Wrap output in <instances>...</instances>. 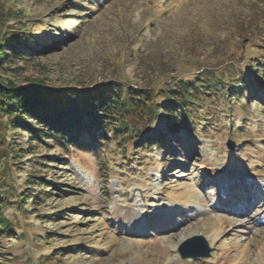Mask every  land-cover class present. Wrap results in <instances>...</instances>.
Listing matches in <instances>:
<instances>
[{
	"label": "rangeland",
	"instance_id": "1",
	"mask_svg": "<svg viewBox=\"0 0 264 264\" xmlns=\"http://www.w3.org/2000/svg\"><path fill=\"white\" fill-rule=\"evenodd\" d=\"M11 1L9 10L0 0V44L11 28L27 38L24 58L0 68L5 83L86 90L118 79L150 91L159 109L130 117L145 145L111 123L84 129L82 149L0 124L10 223L0 264H223V255L264 264L252 252L264 231V0ZM181 79L206 86L192 85L193 101L180 100L168 121L163 90ZM90 130L101 136L93 146ZM12 140L19 157L2 149ZM128 208L145 222L137 232L115 218ZM192 234L209 239L211 254L180 260Z\"/></svg>",
	"mask_w": 264,
	"mask_h": 264
},
{
	"label": "trees",
	"instance_id": "2",
	"mask_svg": "<svg viewBox=\"0 0 264 264\" xmlns=\"http://www.w3.org/2000/svg\"><path fill=\"white\" fill-rule=\"evenodd\" d=\"M5 1L10 10L12 1ZM23 36L20 37L19 32L14 28H11L4 36L5 43L0 44V68L8 57L11 59L18 55L20 58H24V52H19L17 47L21 42L26 43L27 37L26 35ZM192 85L196 88L206 86L205 84L198 85L194 79H181L179 88L163 90L167 102L160 107L163 110L162 115L168 121L174 119L172 112L178 108L180 100L184 102L193 101L189 97V93L194 91ZM177 92L181 95L180 99L176 98ZM144 95H150V91L145 92L130 84H123L118 79L96 84L86 90H79L70 86L63 89H45L34 85L15 86L5 83L0 78V124L6 129H11V135L16 128L22 127L31 133L33 138L42 140L48 136L57 140L60 145H76L78 149H82L80 145L83 144L80 142V137L84 129L105 127L107 123H111L115 124L116 131H128L126 133L129 134V138L145 145L149 144L150 140L143 136L142 131L135 134V130L139 131V127L130 120V117L137 111L156 116L159 107H156L150 96ZM4 119H7V122ZM28 119H35L44 128H37ZM110 119H115L117 123L109 122ZM89 133L92 138L91 142L88 143L89 146L100 142L101 136L99 134L93 130H90ZM4 139L5 136L2 135L0 144ZM16 143L15 140H12L10 144L3 146L5 156H20ZM32 177L41 179L39 174L32 175ZM8 192H1V195L5 196L0 199L7 201L5 197L9 195ZM28 197L27 193H24L19 202L24 203ZM9 225V220L0 208V227L3 228L4 232H8Z\"/></svg>",
	"mask_w": 264,
	"mask_h": 264
},
{
	"label": "bare ground",
	"instance_id": "3",
	"mask_svg": "<svg viewBox=\"0 0 264 264\" xmlns=\"http://www.w3.org/2000/svg\"><path fill=\"white\" fill-rule=\"evenodd\" d=\"M235 181H236L235 177L230 174L228 176L227 183L224 184V186L222 184L223 187H227V189L223 188L224 194L221 192V197L223 198V200L226 203H229L231 201V196H230L231 194L229 195V192L235 186ZM249 183L252 185L253 182H249ZM262 185H264V184H262ZM222 186H221V190H222ZM250 187H255V186H250ZM235 190H233V191H235ZM115 218H116L117 221H119V223L121 225H125V226H127L129 228V230H134L135 232L141 230L142 225L145 223L144 221L139 220L137 214L134 211H132L131 208H128L124 212H121V211L117 210ZM262 232L263 233L260 234V239L257 240V241L254 240L255 241V243L253 245L254 250L252 251V252L256 251V253H257V255L259 257H261V256L263 257L264 256V231H262ZM211 240L213 241V239H211ZM247 253H249V252H247ZM176 256L178 257L177 252H176ZM250 261H251L250 257H248L247 255H244V257L240 256L239 259H234L233 258L232 260H229L227 255H223V264H249ZM211 264H216V263L212 262Z\"/></svg>",
	"mask_w": 264,
	"mask_h": 264
},
{
	"label": "water",
	"instance_id": "4",
	"mask_svg": "<svg viewBox=\"0 0 264 264\" xmlns=\"http://www.w3.org/2000/svg\"><path fill=\"white\" fill-rule=\"evenodd\" d=\"M233 141L229 147H234ZM212 246L209 239L203 234H192L187 236L178 244L176 252L180 260L205 258L211 254Z\"/></svg>",
	"mask_w": 264,
	"mask_h": 264
}]
</instances>
